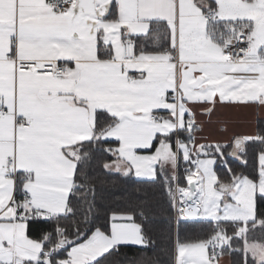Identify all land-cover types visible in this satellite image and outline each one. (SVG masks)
I'll return each instance as SVG.
<instances>
[{
    "label": "snow or ice",
    "instance_id": "1",
    "mask_svg": "<svg viewBox=\"0 0 264 264\" xmlns=\"http://www.w3.org/2000/svg\"><path fill=\"white\" fill-rule=\"evenodd\" d=\"M224 107L255 130L229 135ZM261 111L264 0H0V264L154 246L157 210L103 207L93 171L160 184L173 264H264Z\"/></svg>",
    "mask_w": 264,
    "mask_h": 264
},
{
    "label": "trees",
    "instance_id": "2",
    "mask_svg": "<svg viewBox=\"0 0 264 264\" xmlns=\"http://www.w3.org/2000/svg\"><path fill=\"white\" fill-rule=\"evenodd\" d=\"M231 163L232 167L238 168L237 162L232 161ZM253 164L254 161L250 159L249 172ZM217 170L223 175V168L218 167ZM92 175L96 178L98 203L103 207L122 208L139 198L140 200H146L157 210L150 232L152 239L155 241L154 246L149 247L146 252L138 247L121 248L120 254L110 257L108 264H173L177 235L175 227L169 226L167 215L160 211L167 207L166 198L162 194L160 184L133 183L115 176H105L98 171H93ZM181 182H183V179H181ZM207 232L208 227L206 225H182L179 229V240L181 242L195 241L204 238ZM232 259L235 260L236 257Z\"/></svg>",
    "mask_w": 264,
    "mask_h": 264
},
{
    "label": "crops",
    "instance_id": "3",
    "mask_svg": "<svg viewBox=\"0 0 264 264\" xmlns=\"http://www.w3.org/2000/svg\"><path fill=\"white\" fill-rule=\"evenodd\" d=\"M259 118L264 119V111L259 113ZM214 121H224L229 129V135L231 132H252L255 130L257 122V113L252 109H236L232 107L218 108L216 115L213 116ZM221 125L213 124L209 126L205 135L211 139H223L226 138L219 129ZM224 264H229V257H224Z\"/></svg>",
    "mask_w": 264,
    "mask_h": 264
}]
</instances>
